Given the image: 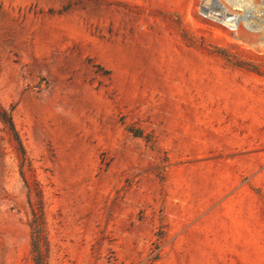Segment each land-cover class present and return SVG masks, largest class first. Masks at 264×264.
I'll list each match as a JSON object with an SVG mask.
<instances>
[{"label": "rangeland", "instance_id": "obj_1", "mask_svg": "<svg viewBox=\"0 0 264 264\" xmlns=\"http://www.w3.org/2000/svg\"><path fill=\"white\" fill-rule=\"evenodd\" d=\"M0 105L47 264H264V0H0ZM31 219L0 129V264Z\"/></svg>", "mask_w": 264, "mask_h": 264}, {"label": "trees", "instance_id": "obj_2", "mask_svg": "<svg viewBox=\"0 0 264 264\" xmlns=\"http://www.w3.org/2000/svg\"><path fill=\"white\" fill-rule=\"evenodd\" d=\"M12 110L0 105V129L4 133L7 143L12 148L18 163L19 173L27 190L31 212V260L32 264H47V238L45 232L44 207L42 193L34 181H28L26 174L32 172L30 161L26 156L20 135L12 119ZM33 197L34 203L30 202Z\"/></svg>", "mask_w": 264, "mask_h": 264}]
</instances>
